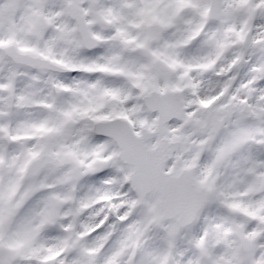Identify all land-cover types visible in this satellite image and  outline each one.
<instances>
[{
  "label": "snow or ice",
  "instance_id": "1",
  "mask_svg": "<svg viewBox=\"0 0 264 264\" xmlns=\"http://www.w3.org/2000/svg\"><path fill=\"white\" fill-rule=\"evenodd\" d=\"M0 264H264V0H0Z\"/></svg>",
  "mask_w": 264,
  "mask_h": 264
}]
</instances>
